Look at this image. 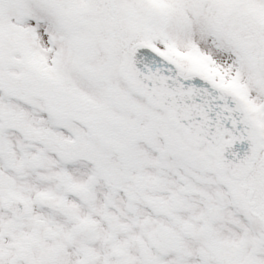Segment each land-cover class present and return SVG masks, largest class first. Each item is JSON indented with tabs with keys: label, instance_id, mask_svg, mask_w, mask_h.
<instances>
[{
	"label": "snow or ice",
	"instance_id": "1",
	"mask_svg": "<svg viewBox=\"0 0 264 264\" xmlns=\"http://www.w3.org/2000/svg\"><path fill=\"white\" fill-rule=\"evenodd\" d=\"M0 264H264V0H0Z\"/></svg>",
	"mask_w": 264,
	"mask_h": 264
}]
</instances>
